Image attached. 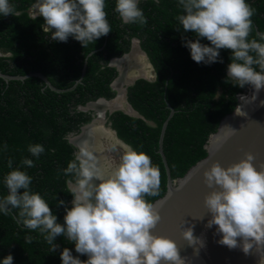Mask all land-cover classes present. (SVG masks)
<instances>
[{
  "label": "trees",
  "instance_id": "1",
  "mask_svg": "<svg viewBox=\"0 0 264 264\" xmlns=\"http://www.w3.org/2000/svg\"><path fill=\"white\" fill-rule=\"evenodd\" d=\"M35 2L9 0L16 14L0 16V71L10 75L37 71L63 91L51 89L37 76L9 81L0 77V199L8 194L4 177L13 170L25 171L32 177L30 191L39 193L57 222L64 223L65 207L70 209L73 200L66 184L73 177L66 176L64 169L77 150L68 135L79 132L80 126L93 118V111L80 110L79 106L99 97H114L110 83L118 72L109 60L128 52L132 38H138L155 71L153 80L137 78L127 86V100L142 117L116 110L107 113V121L120 139L147 154L159 168V194L145 197L152 203L166 190L165 169L157 149L162 123L170 111L167 105L174 113L167 122L162 147L171 177L177 178L206 155L204 145L209 134L235 108L237 95L246 90L248 85L240 88L227 79L231 50H220L223 63L193 61L181 37L193 41L196 37L184 33L177 20L185 14L178 0H138L147 19L143 26L124 24L115 11L116 0H105L112 31L85 48L73 37L67 42L53 41L39 13L31 14ZM246 3L256 9L249 39H259L256 32H264V0ZM201 43L211 46L206 38ZM30 144L43 145L45 152L33 157L28 151ZM24 158L33 160L34 167L22 165ZM9 159L12 168L8 167ZM60 200L64 206H59ZM17 214V209L7 215L0 212V262L11 254L13 264H62L60 253L65 247L73 256L79 255L74 244L62 236L55 241L60 248L51 252L39 230L26 228ZM28 237L33 238L31 243ZM79 258L88 259L86 255Z\"/></svg>",
  "mask_w": 264,
  "mask_h": 264
},
{
  "label": "clouds",
  "instance_id": "2",
  "mask_svg": "<svg viewBox=\"0 0 264 264\" xmlns=\"http://www.w3.org/2000/svg\"><path fill=\"white\" fill-rule=\"evenodd\" d=\"M178 3L185 12L177 17L183 32L196 37L194 41L181 37L192 60L206 65L223 63L220 50H231L227 79L240 88L251 85L255 89L251 99L255 100L256 93L264 89V32H256L259 39H249L256 9L246 0H178ZM34 7L53 41L67 42L73 37L85 48L112 31L106 18L105 0H36ZM115 11L124 24H147L138 0H116ZM15 14L9 0H0V16ZM204 38L211 46L201 43ZM240 94L243 92L237 97ZM235 113L247 115L241 109ZM224 128L232 135L236 131L229 125ZM28 151L39 158L45 148L30 144ZM253 160L251 153H245L239 163L224 168L216 162L204 171V183L213 188L204 198L211 216L205 228L217 226L214 235L221 237L217 243L230 250L239 248L248 255L255 247L260 264H264V169L258 171ZM21 164L34 167L33 160L28 158ZM8 167L12 168L11 159ZM64 174L73 177L66 181L73 200L70 209L65 207L63 224L57 222L45 199L30 191L32 177L18 169L4 177L8 194L0 199V212L7 215L17 209L18 221L29 230H39L51 252L60 248L55 241L62 236L74 244L76 253L88 257L81 260L65 247L60 253L62 264H186L187 258L181 257L172 239L151 231L161 217L145 197L158 195L161 181L159 168L147 154L125 145L119 165L104 172L97 165L96 155L85 146L67 164ZM58 204L64 206L65 202L60 200ZM182 235L197 255L206 246L203 234L194 235V225L184 227ZM32 239L27 238L29 243ZM13 259L9 254L0 264H13Z\"/></svg>",
  "mask_w": 264,
  "mask_h": 264
},
{
  "label": "water",
  "instance_id": "3",
  "mask_svg": "<svg viewBox=\"0 0 264 264\" xmlns=\"http://www.w3.org/2000/svg\"><path fill=\"white\" fill-rule=\"evenodd\" d=\"M36 14L37 13H34L33 15L35 16ZM133 40H136L138 48L146 58L153 74L150 76L135 75L132 79L124 80V97L125 104L128 109L113 108L109 109L108 112L111 113L113 111L120 110L130 116L142 117L141 114L135 110L127 100V85L132 84L137 78L153 80L155 78V71L146 52L138 44L139 39L133 38L132 43ZM131 49L121 56L112 57L109 60L108 64L114 66L118 71L117 76L110 83V87L115 91L114 97L111 99L99 97L96 100L88 101L85 105L79 106L80 110L95 111V109L88 107L90 103L96 102L99 99H103L105 101L113 100L117 96L118 92L114 87V83L122 75V73L119 67L112 63V60L127 55ZM28 76H37L41 78L51 89L58 92L63 91V89H58L52 86L48 78L44 74L37 71H31L24 75H10L0 71V77L5 81H9L11 79L23 80ZM252 89L253 87L248 85L243 94L246 93L250 95ZM241 95L242 94L238 97V103L235 108L231 112L225 114L220 119L217 129L209 134L204 145L206 155L191 165L181 177L177 178L171 177L170 169L162 147L167 122L174 113L172 106L170 104L167 105L170 111L167 118L162 123L157 149L165 169L166 190L163 195L156 198L152 202V204L159 210L161 219L157 223L156 227L151 231L156 236L172 239L177 244L181 257L187 258L186 264H260L259 254L256 253L255 247L250 250L248 255H245L239 248L230 250L227 246L217 243V241L221 238L219 235H214L217 226L214 225L211 229L205 228V225L211 216L208 213V209L204 205V198L211 191H213V188H209L204 183V171L209 169L211 165L216 162L224 168L239 163L242 159H244L245 153H251L254 156L252 163L258 171L264 169V104H261V101H264V89L259 91L255 100L251 99L241 109L247 114L246 116H238L235 113L238 109H240ZM105 112L106 111L103 112L102 116L103 125L105 121ZM97 115L98 114L95 111V116L89 122L81 125L79 132L68 135L69 142L77 148L76 153L81 147L76 143V141L74 142L73 139L82 135L85 127L93 125L96 122L98 117ZM225 125H229L236 129L235 133L233 135L230 134L228 130L224 128ZM107 127L112 131L117 140L125 145H128L117 136L116 131L111 126ZM216 187L218 190V186ZM201 218H203V220H200ZM192 225H194V235L200 237L203 234L206 239V246L199 250L198 255L195 253V248L189 246L188 242L182 235L184 227Z\"/></svg>",
  "mask_w": 264,
  "mask_h": 264
},
{
  "label": "bare ground",
  "instance_id": "4",
  "mask_svg": "<svg viewBox=\"0 0 264 264\" xmlns=\"http://www.w3.org/2000/svg\"><path fill=\"white\" fill-rule=\"evenodd\" d=\"M131 56L133 57L132 59V63H134L133 68L135 67V70H133V75H144V76H150V66L148 65V62L146 60V58L144 57L143 53L138 49V45L136 40L133 41V46L131 51L121 57V58H115L112 60L113 64H116L122 75L115 81L114 83V87L115 89L118 91V95L115 99L110 100V101H105V100H100L98 102L95 103H90V107L95 108L96 113L99 115H97V119L96 122L93 125H90L89 127H85L82 135L78 136L77 138L74 139V142L76 141L77 144H79L80 147H87L90 151H92L96 157H97V165L98 167L101 169V171L104 172H110L112 170L115 169V167L112 165L108 159V156L104 158V154H100V149L99 148H103L102 143V139L101 138H105L106 139V143L107 145L110 144H120L121 146L125 147L124 144H122L121 142H119L113 135L112 131L109 129H106L104 127H107L105 125H103L102 123V118H100L99 116L102 117L103 112L106 109H113V108H123V109H128L126 104H125V97H124V80H126L125 75H128V61L131 59ZM130 63V62H129ZM124 65H127L128 68L124 67ZM131 70V69H130ZM128 73V74H127ZM128 78V77H127ZM251 94L248 95L246 93L242 94L240 96V100H241V105H240V109H242L252 98L255 89L253 88L251 90ZM258 93H256L257 95ZM92 108V109H93ZM97 123V124H96ZM104 127H103V126ZM95 126V127H94ZM104 141V140H103ZM104 149V148H103ZM103 151V150H102Z\"/></svg>",
  "mask_w": 264,
  "mask_h": 264
},
{
  "label": "rangeland",
  "instance_id": "5",
  "mask_svg": "<svg viewBox=\"0 0 264 264\" xmlns=\"http://www.w3.org/2000/svg\"><path fill=\"white\" fill-rule=\"evenodd\" d=\"M31 12L32 13H37L38 9L35 8L34 5H33V7L31 8ZM132 59H133V57L131 56V59L128 61L129 68L127 67V65L123 64L124 67L128 68V72H129V74L127 73L128 75H125L126 79H132V77H134L133 70H135V67L133 68L134 63H132ZM150 73H151V75L153 74L152 70H150ZM123 84L125 86V83H123ZM104 144H107V143L104 141ZM105 147H106V150H104L105 151V153H103L104 156L107 154L109 159L112 160L111 164L114 165V166H117L120 163L121 157H122V155L124 154L125 151H123V149L120 146H118V145H109V147L107 145Z\"/></svg>",
  "mask_w": 264,
  "mask_h": 264
},
{
  "label": "flooded vegetation",
  "instance_id": "6",
  "mask_svg": "<svg viewBox=\"0 0 264 264\" xmlns=\"http://www.w3.org/2000/svg\"><path fill=\"white\" fill-rule=\"evenodd\" d=\"M30 11H31V10H30ZM38 13H39V12H37V14H38ZM31 14L33 15L34 13L31 12ZM37 14H36V15H37ZM33 16H34V15H33ZM132 39H133V38H132ZM133 41H134V40H133ZM138 44H139V43H138ZM131 45L133 46L132 40H131ZM139 45H140V44H139ZM130 49H131V47H130ZM138 49H139V48H138ZM117 72H118V71H117ZM117 92H118V91H117ZM117 95H118V93H117ZM116 97H117V96H116ZM116 97H115V98H116ZM115 98H114V99H115ZM100 100H103V99H99L98 101H100ZM98 101H96V102H98ZM109 101H110V100H109ZM93 103H95V102H93ZM88 107H90V105H89ZM90 108H93V107H90ZM93 109H95V108H93ZM95 110H96V109H95ZM87 111H88V110H87ZM91 111H93V117H94V116H95V111H94V110H91ZM96 111H97V110H96ZM105 111H106V112H105V121H104V125H105V126H110V122L107 121V113L109 114L108 109H106ZM98 115H99V113H98ZM102 116H103V114H102ZM99 117L102 118L101 116H99ZM102 123H103V120H102ZM96 124H97V123H96ZM102 126H103V125H102ZM94 127H95V126H94ZM103 127H104V126H103ZM104 128L108 129V127H104ZM79 130H80V129H79ZM108 130H109V129H108ZM80 137H81V136H80ZM75 138H77V137H75ZM75 138H74V139H75ZM74 139H73V140H74ZM101 139H102V140H101V141H102L101 144L103 145L104 141L106 142V139H105V138H101ZM103 140H104V141H103ZM118 141H119V140H118ZM119 142H120V141H119ZM121 143H122V142H121ZM122 144H123V143H122ZM78 145H79V144H78ZM104 145L107 146V144H104ZM110 145H115V144H110ZM116 145L120 146V147L123 149V151H125V147L121 146V145L118 144V143H117ZM124 145H125V144H124ZM105 146H103L104 149H103V148H99V149L101 150V151H100V154L105 153V151H104V150H106V147H105ZM108 147H109V145H108ZM102 150H103V151H102ZM105 157H107V154L104 156V158H105ZM108 159H109V157H108ZM109 161H111V160L109 159ZM110 163H111V162H110ZM87 258H88V257H87Z\"/></svg>",
  "mask_w": 264,
  "mask_h": 264
}]
</instances>
